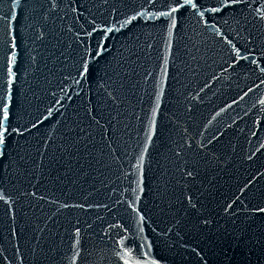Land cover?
<instances>
[{
    "label": "water",
    "instance_id": "95a60500",
    "mask_svg": "<svg viewBox=\"0 0 264 264\" xmlns=\"http://www.w3.org/2000/svg\"><path fill=\"white\" fill-rule=\"evenodd\" d=\"M193 2L0 0V264H264V0Z\"/></svg>",
    "mask_w": 264,
    "mask_h": 264
},
{
    "label": "snow or ice",
    "instance_id": "6c2138e0",
    "mask_svg": "<svg viewBox=\"0 0 264 264\" xmlns=\"http://www.w3.org/2000/svg\"><path fill=\"white\" fill-rule=\"evenodd\" d=\"M19 2H20V0H16L17 4H19ZM243 2H244V0H221V6L213 8L212 11L213 12H220V11H223L224 8H231V7H234L235 5L243 3ZM177 4H178V6L172 7L169 12L163 13L162 15H166V16L172 17L173 14L178 12L180 7H183L184 5H190L193 9H196L198 7L193 2V0H183V3H180V0H177ZM199 14H200V16L203 17L204 12L201 11ZM8 18H9L10 21H14L15 20V16L11 15V14L9 15ZM174 26H175V21L173 19V27ZM109 31H112V29H109ZM221 36L223 37V34H221ZM227 42L229 44L232 43L230 40L227 41ZM235 51H236V55L238 57H240L241 59L246 58V57L240 55L239 49H236ZM14 60H15V55L13 54L12 59L9 60L8 63H7V74H8L9 77L12 76L11 64L14 62ZM252 62L255 63L254 60ZM82 71L85 74H87L88 71H89L88 66L85 65L82 68ZM10 83H11V80H9V84ZM9 119H10V114H9L8 106L6 104H0V145H4L6 143L7 137L9 135L10 129L7 127V122L9 121ZM189 175H191V173H189ZM0 199H3V197H0ZM125 264H127V261H125Z\"/></svg>",
    "mask_w": 264,
    "mask_h": 264
}]
</instances>
